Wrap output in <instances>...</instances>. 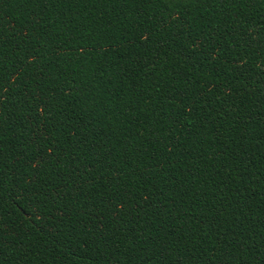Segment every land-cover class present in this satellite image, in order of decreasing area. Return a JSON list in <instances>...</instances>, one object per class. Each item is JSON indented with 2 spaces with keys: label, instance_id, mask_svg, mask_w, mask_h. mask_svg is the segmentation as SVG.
I'll use <instances>...</instances> for the list:
<instances>
[{
  "label": "trees",
  "instance_id": "trees-1",
  "mask_svg": "<svg viewBox=\"0 0 264 264\" xmlns=\"http://www.w3.org/2000/svg\"><path fill=\"white\" fill-rule=\"evenodd\" d=\"M0 79L4 264H264V0H0Z\"/></svg>",
  "mask_w": 264,
  "mask_h": 264
},
{
  "label": "snow or ice",
  "instance_id": "snow-or-ice-1",
  "mask_svg": "<svg viewBox=\"0 0 264 264\" xmlns=\"http://www.w3.org/2000/svg\"><path fill=\"white\" fill-rule=\"evenodd\" d=\"M138 2H141V3H143V2H152V0H138ZM3 84H4L3 80L0 79V88H3ZM10 90L11 89L9 88V91ZM0 151H2V145H0ZM0 255H2V253H0ZM0 264H4V262L0 261Z\"/></svg>",
  "mask_w": 264,
  "mask_h": 264
}]
</instances>
